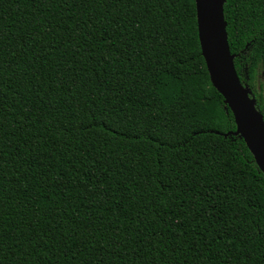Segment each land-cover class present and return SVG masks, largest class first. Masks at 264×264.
I'll use <instances>...</instances> for the list:
<instances>
[{
	"label": "trees",
	"instance_id": "16d2710c",
	"mask_svg": "<svg viewBox=\"0 0 264 264\" xmlns=\"http://www.w3.org/2000/svg\"><path fill=\"white\" fill-rule=\"evenodd\" d=\"M242 84L264 0H226ZM195 0H0V264H264V174Z\"/></svg>",
	"mask_w": 264,
	"mask_h": 264
},
{
	"label": "water",
	"instance_id": "95a60500",
	"mask_svg": "<svg viewBox=\"0 0 264 264\" xmlns=\"http://www.w3.org/2000/svg\"><path fill=\"white\" fill-rule=\"evenodd\" d=\"M202 56L214 88L232 112L239 136L264 174V115L256 108L251 90L244 86L235 67L225 20L226 0H195Z\"/></svg>",
	"mask_w": 264,
	"mask_h": 264
},
{
	"label": "rangeland",
	"instance_id": "374dc122",
	"mask_svg": "<svg viewBox=\"0 0 264 264\" xmlns=\"http://www.w3.org/2000/svg\"><path fill=\"white\" fill-rule=\"evenodd\" d=\"M255 92L260 96L264 105V63L260 66L256 73Z\"/></svg>",
	"mask_w": 264,
	"mask_h": 264
}]
</instances>
